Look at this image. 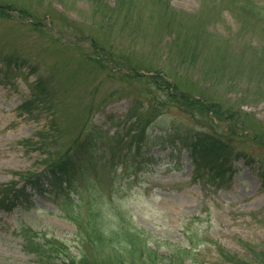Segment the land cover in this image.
<instances>
[{"label":"rangeland","instance_id":"obj_1","mask_svg":"<svg viewBox=\"0 0 264 264\" xmlns=\"http://www.w3.org/2000/svg\"><path fill=\"white\" fill-rule=\"evenodd\" d=\"M165 1L169 12L138 0L141 20L123 26V15L103 16L114 0H0L17 9L0 19V184L26 185L20 203L0 209V264H42L16 232L24 225L78 251L82 235L61 209L63 196L32 181L60 155L86 158L93 147L77 182L84 189L87 172L110 214L117 204L132 215L156 264H180V246L190 247L195 232L207 240L186 263L264 264V0ZM138 72L177 90L148 86ZM187 95L215 102L224 119L182 103ZM159 102L150 138L179 124L232 143L222 183L168 137L146 153L128 151L131 108Z\"/></svg>","mask_w":264,"mask_h":264},{"label":"trees","instance_id":"obj_2","mask_svg":"<svg viewBox=\"0 0 264 264\" xmlns=\"http://www.w3.org/2000/svg\"><path fill=\"white\" fill-rule=\"evenodd\" d=\"M157 1L165 5V8H167L169 12L167 7L168 2L165 0L164 2L163 0ZM114 2V8L110 13L107 14L103 12V16H106L105 18L107 21H111V19L115 21L119 20L122 15L123 19L126 20L122 23L123 26H125L124 24L127 23L128 20L136 22L141 20V16L139 15L143 10L138 0H114ZM106 4L108 5L106 2L103 6H107ZM101 7L102 6H99L97 9ZM11 10L17 11L15 7L12 8L9 4L1 3L0 19L7 20L8 18H12L14 15L11 14ZM174 14V10H171L170 15L172 16ZM173 18L174 17H172L171 20ZM166 26L167 28L170 27L171 23L166 22ZM136 77L144 80L148 86H154L158 90H163L165 92H167L168 89L177 90L175 89L177 88L175 84L169 82L166 78H163V76L157 73L145 74L138 72ZM168 94L175 99L176 96L174 94H176V92L170 91ZM191 97L192 96L188 97L187 95V97L182 100V103H187L190 107H196L200 112H204L205 114L209 112L216 114L219 120L224 119L222 117L223 113L215 102L207 103L200 97ZM157 109H162L160 102L152 105L149 104L147 108H139L138 106H135V109L131 108L129 113L132 117L135 116L136 119L130 125L128 132L130 145L127 147L130 148V151L134 148L137 153H140V150L144 146H150L155 140L168 137L167 140L173 145H181L190 149L197 162L200 163V160H205L208 163L206 166L210 171L218 175H224L226 171L229 170V164L231 163L230 159L233 153L232 143L222 136L213 134L206 129L174 124L169 131L165 130L160 134L154 135L157 139L150 138L149 134H147V130L156 119L155 117L157 114L154 112H158ZM93 136L94 134L90 133L91 139ZM88 141L91 140L88 139ZM87 149H89V153L97 151V147ZM80 160L81 157L78 153H70L66 158H61L60 155L50 164V169H48L50 176L44 174V177L53 185L58 183L55 187H59L62 191H65L68 186L74 183L75 188L73 191L76 193L78 199H74L70 193L65 194L67 196L65 201L68 204L71 203L72 208L79 205V200L80 202H84L87 197L86 206L89 207L84 214L85 218H82V216L78 218V228L84 235L81 252H74L63 239L59 238H53V240H46L43 238V240L36 241L32 237L25 236V239H27L26 247L35 253L37 258L42 262L49 261L50 264H156V253L149 245V235L142 228L135 225L119 205L113 208V210L116 211H113L111 214L103 209L104 205L99 204L100 195H96L97 191H93L95 189L94 182L89 180L86 174L85 177L88 183L87 191H91L87 192V196H85L79 190L80 186L76 180L75 171ZM32 183L39 187L41 176H36ZM64 183L67 184L63 187ZM15 184L16 183L13 182L8 185H0V194H2V196L6 195L3 199H0L1 207H6L4 203L7 201L9 203L6 208H11L17 203L19 193L24 192V187L17 188ZM77 214L80 216V213ZM22 231L27 235L30 232L29 229L24 228ZM204 241V238H200L196 232L192 233L189 236L190 247L180 246L183 251L180 253V258H178L180 264H189L186 263V257L195 255V250L199 248ZM174 258L175 256H173V259ZM128 259L129 261H127ZM173 259H171V261Z\"/></svg>","mask_w":264,"mask_h":264}]
</instances>
